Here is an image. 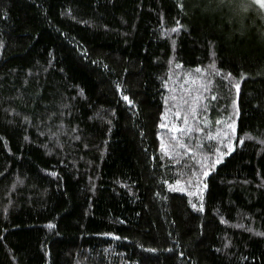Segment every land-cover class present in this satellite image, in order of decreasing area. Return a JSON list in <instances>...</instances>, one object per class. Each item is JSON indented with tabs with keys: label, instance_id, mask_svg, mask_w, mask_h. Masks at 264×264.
Here are the masks:
<instances>
[{
	"label": "trees",
	"instance_id": "trees-1",
	"mask_svg": "<svg viewBox=\"0 0 264 264\" xmlns=\"http://www.w3.org/2000/svg\"><path fill=\"white\" fill-rule=\"evenodd\" d=\"M247 2L0 0V264H264Z\"/></svg>",
	"mask_w": 264,
	"mask_h": 264
},
{
	"label": "snow or ice",
	"instance_id": "snow-or-ice-1",
	"mask_svg": "<svg viewBox=\"0 0 264 264\" xmlns=\"http://www.w3.org/2000/svg\"><path fill=\"white\" fill-rule=\"evenodd\" d=\"M252 6H259V8L264 9V0H248L247 3L242 4V7H244L245 10H247L249 7H252ZM178 7H180L181 9L183 8L182 2L178 3ZM176 23L179 24V21H177ZM171 30L173 32H176V31L179 30V28L173 27ZM105 67H107V66H105ZM196 71L199 72L200 69L198 68ZM228 75L231 76L232 74L231 73H228ZM241 78H243V77H241ZM235 87L237 88V92H239V84H236ZM117 88L119 89L120 88V85H117ZM123 99L125 101H128L129 104L132 103V101L129 99V97L127 95L123 96ZM212 99H215V97L213 96ZM109 123H110V121H109ZM185 123H187V118H185ZM161 126L163 127L164 125H161ZM229 127H232V125H229ZM185 130H189L190 131V129H185ZM232 130L234 132L236 131V129L234 127H232ZM176 131H180V129H176ZM247 138L248 139H252V137L250 135ZM239 142L241 144H243L244 143V140L241 139ZM181 147H183V145H181ZM233 150L234 149H231L230 148L228 152L220 153V155L211 164L208 165L209 171H205L203 173V175L204 176H208L210 174V170L212 168H214L215 165L221 164L223 162L222 157L224 155L230 154V152L233 151ZM53 175H55V173H53ZM204 187L207 188V184H204ZM192 207H193V209H196V210H203V205H201V207L199 209H197V206L195 204H193ZM48 227L49 228H54L55 225L49 224ZM237 227H243V225H237ZM248 231H252V229H248ZM256 234L257 235H264V233H256ZM106 235H114V234H106ZM114 238L117 239V240L121 239L119 236H114ZM148 251H156V249H148Z\"/></svg>",
	"mask_w": 264,
	"mask_h": 264
}]
</instances>
